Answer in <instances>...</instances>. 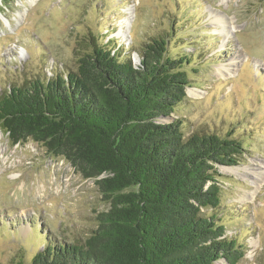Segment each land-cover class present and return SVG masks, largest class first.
Returning <instances> with one entry per match:
<instances>
[{"label":"rangeland","instance_id":"374dc122","mask_svg":"<svg viewBox=\"0 0 264 264\" xmlns=\"http://www.w3.org/2000/svg\"><path fill=\"white\" fill-rule=\"evenodd\" d=\"M159 37L190 82L186 99L157 121L178 122L185 137L244 145L238 165L216 166L219 204L202 212L245 249L236 264H264L263 0H14L0 12V95L51 77L55 66L76 69L92 41L116 40L138 67ZM108 209L95 180L32 139L12 145L0 129V264H31L54 244L83 245Z\"/></svg>","mask_w":264,"mask_h":264},{"label":"trees","instance_id":"16d2710c","mask_svg":"<svg viewBox=\"0 0 264 264\" xmlns=\"http://www.w3.org/2000/svg\"><path fill=\"white\" fill-rule=\"evenodd\" d=\"M13 3L1 0L0 12ZM151 42L136 67L116 40L92 41L76 69L55 66L51 77L0 95V129L12 145L44 146L95 180L109 204L83 245H50L31 264H236L243 257L245 249L223 239L220 220L202 209L219 204L216 166L238 165L244 145L230 136L185 137L178 122L158 123L186 99L190 81L165 39Z\"/></svg>","mask_w":264,"mask_h":264},{"label":"bare ground","instance_id":"6f19581e","mask_svg":"<svg viewBox=\"0 0 264 264\" xmlns=\"http://www.w3.org/2000/svg\"><path fill=\"white\" fill-rule=\"evenodd\" d=\"M218 23H219L220 25H222L224 29L226 28V26H225V25L223 24V22H221L220 20L218 21ZM234 28H235V27H234ZM230 29H232V28H230Z\"/></svg>","mask_w":264,"mask_h":264},{"label":"water","instance_id":"95a60500","mask_svg":"<svg viewBox=\"0 0 264 264\" xmlns=\"http://www.w3.org/2000/svg\"><path fill=\"white\" fill-rule=\"evenodd\" d=\"M0 2H1V0H0ZM138 60H139V57H138ZM140 61V60H139Z\"/></svg>","mask_w":264,"mask_h":264}]
</instances>
